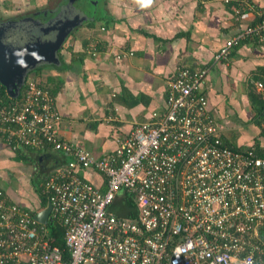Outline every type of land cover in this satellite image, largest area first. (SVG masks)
Returning a JSON list of instances; mask_svg holds the SVG:
<instances>
[{"label": "built area", "instance_id": "obj_1", "mask_svg": "<svg viewBox=\"0 0 264 264\" xmlns=\"http://www.w3.org/2000/svg\"><path fill=\"white\" fill-rule=\"evenodd\" d=\"M220 1L235 4L237 20L255 10L247 0ZM244 40L264 45V12L214 60H227ZM97 45L91 40L86 52L96 56ZM207 74L178 67L165 111L134 125L102 158L61 140L54 97L38 80L27 77L16 102L0 101L1 144L71 157L40 184L65 248L0 186V264H264V156L222 140L203 90ZM253 86L264 103V82ZM260 117L264 129V108ZM88 168L105 177L104 191L78 174ZM120 191L135 207L132 217L109 210Z\"/></svg>", "mask_w": 264, "mask_h": 264}, {"label": "crops", "instance_id": "obj_2", "mask_svg": "<svg viewBox=\"0 0 264 264\" xmlns=\"http://www.w3.org/2000/svg\"><path fill=\"white\" fill-rule=\"evenodd\" d=\"M247 1L255 10L237 20L233 5L220 0H101L99 13L87 15L95 19L94 25L88 26L91 21H87L67 37L58 54L60 65L41 66L28 76L49 89L57 88L54 102L61 140L102 158L117 149L118 141L134 125L165 111L167 82L178 67H207L208 111L218 123L222 140L264 152L263 130L254 122L250 97L253 83L264 79V45L244 40L232 46L227 60H214L227 40L259 21L264 0ZM66 2L0 0V21L32 15L48 19ZM82 7L76 8L85 12ZM91 40L101 45L96 56L86 52ZM50 156L57 167L71 160L60 151L12 152L0 143V186L11 202L34 214L46 207L41 206L39 194L38 198L25 195L19 184L36 178L40 185L55 167ZM78 174L100 191L106 189L105 177L95 169H81ZM130 205L129 197L120 191L111 211L132 217Z\"/></svg>", "mask_w": 264, "mask_h": 264}, {"label": "water", "instance_id": "obj_3", "mask_svg": "<svg viewBox=\"0 0 264 264\" xmlns=\"http://www.w3.org/2000/svg\"><path fill=\"white\" fill-rule=\"evenodd\" d=\"M74 1L67 0L56 15L48 19L32 15L0 22V85L10 98L19 96L29 73L37 67L59 65L58 54L69 34L83 23L94 20L77 9ZM49 159L55 166L53 158ZM50 209L47 202L33 218L47 225Z\"/></svg>", "mask_w": 264, "mask_h": 264}, {"label": "trees", "instance_id": "obj_4", "mask_svg": "<svg viewBox=\"0 0 264 264\" xmlns=\"http://www.w3.org/2000/svg\"><path fill=\"white\" fill-rule=\"evenodd\" d=\"M235 4H233V6H234ZM95 20V19H94ZM94 20L93 21H91V22H89L88 23V26H93L94 25ZM100 45V43H98V45H97V49H101V45ZM63 47V46H62ZM62 49V48H61ZM60 49V50H61ZM60 52V51H59ZM59 56V55H58ZM40 68H41V66L40 67H37L34 71H32V72H30L29 73V75L31 74V73H37V71H39L40 70ZM28 75V76H29ZM174 76V75H173ZM173 78V77H172ZM171 78V79H172ZM262 81H264V79L262 80ZM39 82H41V81H39ZM42 83V82H41ZM43 85H45V86H47L45 83H42ZM49 89V88H48ZM56 90H57V88L55 89L54 88V90L53 89H49V91H50V93H51V95L54 97L55 95V92H56ZM203 90H205V89H203ZM21 94H22V92H23V88L21 89ZM204 93H205V91H204ZM20 94V95H21ZM166 95H167V92H166ZM250 97H251V99H252V101H253V103H254V112H255V118H254V122L256 123V125H260L261 126V123H262V121H261V117H260V114H261V108H262V105H264V103H263V101L261 100V97L258 95V94H256L255 92H253V91H251V93H250ZM17 100H19V98L18 99H14V98H10L8 95H7V93H6V91H5V89L0 85V101H2V104H7V103H14V102H16ZM263 131V134H264V129H262ZM129 134V133H128ZM127 134V135H128ZM259 154L260 155H262V156H264V152L263 151H259ZM21 156H19V158H20ZM22 159V158H21ZM41 184V183H40ZM34 188H35V190H36V192L39 194V198H40V202H41V206L44 208L45 206H46V204H47V198L45 197V196H43L42 194H41V192H40V185H39V181L35 178V184H34ZM127 197H129L128 195H126ZM129 200H130V202H131V199H130V197H129ZM128 209V212H129V215H135V207L132 205V203H131V205L129 206V208H127ZM119 215H121V213H119ZM48 229H49V231H50V236L53 238V244L54 245H57L58 247H60L61 249H64L65 248V245H64V242H63V229L60 227V226H58L56 223H54V222H49L48 224ZM64 257H67V254H65V256Z\"/></svg>", "mask_w": 264, "mask_h": 264}, {"label": "rangeland", "instance_id": "obj_5", "mask_svg": "<svg viewBox=\"0 0 264 264\" xmlns=\"http://www.w3.org/2000/svg\"><path fill=\"white\" fill-rule=\"evenodd\" d=\"M90 0H75L74 1V5H76V7L77 6H80V4H82V8H85L84 10H85V12L83 11V13L85 14V15H94L95 13H96V11L99 13V11H100V7H99V5H101V0H92V2H89ZM0 22H6V21H0ZM87 24V22L86 23H84V24H82L81 26H79V27H77V28H75L74 30L75 31H77V29H79L80 27H82L83 25H86ZM73 30V31H74ZM84 31H85V29H83ZM72 31V32H73ZM75 31H74V33H75ZM71 32V33H72ZM68 38H70V37H68ZM67 38V39H68ZM66 39V40H67ZM87 41H88V39H87ZM71 42V41H70ZM62 50V49H61ZM61 50H60V52H61ZM62 63V62H61ZM59 65H60V63H59ZM58 65V66H59ZM44 66H49V67H52V68H56L55 66H57V65H44ZM250 90H254V92H255V89H254V87L252 86L251 87V89ZM256 93V92H255ZM34 184H35V179H32V182L30 183V182H23V184H19L20 186L22 185L23 187H20V189L21 190H23L25 193V195L27 194V193H29V196L31 195L32 197H36V198H38L37 197V195H38V193L36 194L35 192H33V189H35L33 186H34ZM12 185V184H11ZM25 195H23L22 197L27 201V203H29V204H31L30 203V201H29V199H27V198H29V197H27V196H25Z\"/></svg>", "mask_w": 264, "mask_h": 264}]
</instances>
